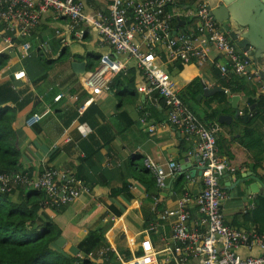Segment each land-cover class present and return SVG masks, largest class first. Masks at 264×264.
<instances>
[{"label":"crops","instance_id":"crops-1","mask_svg":"<svg viewBox=\"0 0 264 264\" xmlns=\"http://www.w3.org/2000/svg\"><path fill=\"white\" fill-rule=\"evenodd\" d=\"M78 1L84 4L89 17L97 13L109 15L112 3V0ZM208 2L215 9L222 29L233 30L237 19L246 21L252 14V10L245 12L244 5L237 0ZM194 9L195 5L189 2L168 6L167 11L176 16L172 20L174 37L197 35L200 21L192 13ZM69 25L68 17L53 19L49 13L32 36H15L9 45L0 24V53L11 56L0 80L13 81L24 104L12 122L20 167L33 175L58 169L75 176L85 187L73 204L55 210L42 206L43 215L50 217L62 231L60 248L67 256H81L79 259H90L92 264H133L136 258L141 264H200L199 258L183 252L173 239L177 215L166 217V213L178 212L179 201L188 197V226L205 231L196 203L204 187L202 173L197 158L190 155L199 147L197 138L170 125L158 89L148 87L143 72L124 56L118 57L125 66L124 75L135 71L132 89L126 91L124 86L110 85L107 93L93 98L83 87L84 76L99 67L103 56L116 58L115 50L87 25L83 40L61 46L60 40L70 36ZM136 41L143 42L141 36ZM25 44L29 45L27 52L23 51ZM142 47L146 49L143 44ZM207 50L208 59L202 66L196 62H169L162 56L161 67L170 74L178 96L184 97L185 103L196 96L198 99L194 101L204 103V112L197 114L198 119L210 123L206 121L209 104L223 111L221 115L233 117L231 124H221L219 119L209 124L220 126L219 153L233 168L221 180L225 224L245 233L264 235V190L249 191L255 184L254 177L264 185V121L255 120L261 135L249 139H242L245 126L240 121L247 122L264 101V82L253 84L240 78L246 83L248 94L223 88L221 83L227 78L221 77L216 64L226 60L211 45ZM74 62L86 63L84 75L75 73ZM21 72L24 77L16 79ZM196 80L199 86L187 89ZM218 93H225V100L209 101ZM58 96L62 98L57 101ZM82 107L85 110L81 112ZM33 115H39L40 120L30 127L27 121ZM147 160L168 174L165 187L157 185L153 172L145 165ZM172 164L177 171L171 170ZM186 165L189 167L184 168ZM29 194V189H20L11 197L20 203ZM42 194L45 199V193ZM86 242L89 246L85 250H93L87 256L81 249ZM106 251L108 256L104 259L100 253ZM235 252L244 258L264 254L260 246L251 249L240 246Z\"/></svg>","mask_w":264,"mask_h":264},{"label":"built area","instance_id":"built-area-1","mask_svg":"<svg viewBox=\"0 0 264 264\" xmlns=\"http://www.w3.org/2000/svg\"><path fill=\"white\" fill-rule=\"evenodd\" d=\"M182 2L195 5L192 13L200 21L197 35H172V20L176 16L169 13L167 8L170 5L179 6ZM49 13H52L53 19L60 16L70 19V36L60 40L61 46L83 40L87 25L114 48L116 58L103 56L99 67L84 76L83 87L93 98L107 93L114 78L126 73L125 66L118 58L124 56L127 60H133L137 69L143 72L148 87L158 89L168 109L167 120L170 125L197 138L199 147L197 151L190 152V155L199 159L198 163L203 171L204 187L196 203L205 231L189 228L190 214L186 208L188 197L179 201L178 212L166 213V217L177 215L173 239L181 245L183 252L199 258L200 264H264V254L244 258L235 252L240 246L247 249L260 246L264 250V235L245 233L225 224L222 208L225 195L221 180L233 168L219 153L217 135L220 126L203 125L178 96L170 74L161 67L162 56L169 62H196L202 66L208 59L207 46L211 45L226 60L225 63L216 64L222 78L235 75L248 83H261L255 65L246 59L248 53L242 54L222 29L208 0H112L109 15L97 13L93 17L85 14L84 4L78 0H0V24L4 26L3 33L7 35L4 38L6 43L11 45L15 36H32L42 18ZM60 33L57 31V35L60 36ZM138 36H141L146 49L136 41ZM28 50L29 45L25 44L23 51ZM24 75L21 72L15 77L21 79ZM61 98L62 96H58L56 100ZM84 110L85 107L80 109L81 112ZM39 120V115H33L28 119L27 125L31 127ZM145 165L153 172L157 185L165 187L168 174L148 160ZM171 170L178 169L172 164ZM18 183L45 193L44 206L52 209L73 204L85 190L82 182L75 176L52 169L31 179L20 175H1L0 191H12ZM100 256L105 259L108 251L100 253ZM132 262L141 264L138 258Z\"/></svg>","mask_w":264,"mask_h":264},{"label":"trees","instance_id":"trees-1","mask_svg":"<svg viewBox=\"0 0 264 264\" xmlns=\"http://www.w3.org/2000/svg\"><path fill=\"white\" fill-rule=\"evenodd\" d=\"M1 30H4V26ZM4 36L6 38L7 35ZM10 59L11 56L8 53H0V78ZM134 84L135 71L131 70L127 75L120 74L116 76L110 85L115 87L124 86L127 91L131 90ZM198 84L199 81L196 80L187 89L191 91L199 86ZM221 85L234 93L247 92L246 94H248L249 91L246 83L234 76L225 79ZM196 97L193 99L196 100ZM226 97L225 93H218L211 99L209 98V101L214 102L219 98L225 100ZM20 98V93L16 91L13 81L3 83L0 80V176L14 177L20 175L31 179L40 176L44 172L33 175L30 171L22 170L20 167V152L12 127L14 117L24 106ZM180 98L187 106L185 98ZM160 99L168 113L163 99L161 97ZM208 109L209 114H207L206 121L215 123L211 121H217L223 111L213 109L210 104ZM257 118L264 121L263 100L259 104V108L253 111L252 117L250 115L247 122H245V119L240 120L245 126L242 139L261 135L260 127L255 122ZM199 120L207 127L210 124L201 119ZM217 142L219 143L218 140ZM135 165L132 166L133 169ZM136 174L138 175V171H136ZM154 180L156 182V178ZM20 189H29L30 194L22 202L16 203L12 200L11 195ZM42 193V191L21 183L16 184L12 191H0V264H92L90 259L87 258L69 257L60 248L62 231L50 217L43 215L44 213L41 212L46 201V197L43 199ZM88 246V242L81 246V249L84 248V253H87L84 254L86 256L90 254L88 252L93 251H86L85 247Z\"/></svg>","mask_w":264,"mask_h":264},{"label":"water","instance_id":"water-1","mask_svg":"<svg viewBox=\"0 0 264 264\" xmlns=\"http://www.w3.org/2000/svg\"><path fill=\"white\" fill-rule=\"evenodd\" d=\"M240 5H244L246 11L251 12L252 14L246 21L242 19H237L235 21L234 29L229 27L223 28V30L229 34L231 40L236 44L238 50L243 54L248 53L247 60L253 61L255 67L258 70L262 81L264 82V30L261 27H264V0H237ZM213 14L217 20L216 11L213 9ZM73 69L77 75H84L86 73V63L85 62H74ZM226 91L225 89H221ZM229 100V99H228ZM237 114L239 112L237 111ZM219 122L223 124L227 122L231 124L233 117L229 115H221ZM199 160V159H197ZM189 165H186L184 168H188ZM201 169V173H202ZM226 175V174H225ZM255 184L249 187L250 193H256L258 189L263 188L264 185L259 178L254 177ZM243 183V181H242ZM237 183L236 185H238ZM261 187H259V185Z\"/></svg>","mask_w":264,"mask_h":264},{"label":"rangeland","instance_id":"rangeland-1","mask_svg":"<svg viewBox=\"0 0 264 264\" xmlns=\"http://www.w3.org/2000/svg\"><path fill=\"white\" fill-rule=\"evenodd\" d=\"M197 99L198 98H196V100ZM186 104H187V107H190V109H192L196 115L197 114H199V115L203 114V112H204V103L203 104H198L192 98H189V99L186 100ZM205 109H206V107H205Z\"/></svg>","mask_w":264,"mask_h":264}]
</instances>
